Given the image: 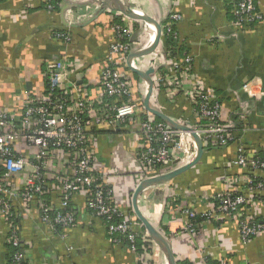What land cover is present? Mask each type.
I'll return each instance as SVG.
<instances>
[{"label":"crops","instance_id":"obj_1","mask_svg":"<svg viewBox=\"0 0 264 264\" xmlns=\"http://www.w3.org/2000/svg\"><path fill=\"white\" fill-rule=\"evenodd\" d=\"M129 1L143 14L161 23L160 37L154 48L156 52L167 51L164 25L170 11L181 15V19L172 22L176 33V56L190 55L194 76L183 88L201 81L211 89L220 102V120L232 124L237 138V141L222 146L203 145V154L196 164L171 180L140 192L137 198L139 210L168 239L175 260L204 264L202 258L206 257L223 260L225 264H264V228L245 244L239 237L236 222L229 218L221 219L218 224L213 220L205 222L201 229L190 235L182 230L188 217L178 208H189L202 214L207 208L206 195L221 191L225 176L241 178L246 175L245 169L231 164L239 140L249 153L264 154V0H254L263 15L262 20L242 26L235 19L234 0ZM46 2L0 0V109L20 112L23 100L42 90L45 64L62 55L76 63L72 78L77 83L81 82L90 92L99 85V74L107 63L109 46L116 39L115 24L123 16L115 19V11L106 10L83 24L94 15L95 10L88 13V9L91 10L96 1L60 0L57 9H48ZM65 3L77 14H68L67 8L62 16L60 9ZM131 20L128 21L132 28L128 40H135V51L147 41V31L140 26L142 20ZM63 30L70 33V41L54 37L55 32ZM152 56L151 52L138 56V67H151ZM121 68L133 78L142 101L144 79L126 64ZM159 69L151 74L160 89L152 90L150 105L168 112L181 123L193 125L195 118L191 104L182 92L168 98L164 90L168 91L170 86L156 79L157 74L165 70ZM247 83L253 94L243 89ZM144 112L155 117L146 109ZM133 130L132 127L130 131H116L107 123L90 127L96 168L107 178L116 205L133 222V228L142 233L141 241L149 243L150 249L144 255L147 263L126 245L108 239L104 223L88 211L84 193H78L70 200L77 223L68 229H48L40 221L35 205L27 216L14 205L20 242L25 250L24 264H168L163 251L135 219L132 193L144 172L134 153L140 135ZM184 141L196 153L195 143L189 135H185ZM176 159L167 169L180 166ZM256 174L264 179V171ZM48 200L57 205L59 192L51 191ZM254 216L264 223V204L254 210ZM63 234L65 238L61 237ZM7 237L6 223L0 217V264H13L14 251ZM67 245L72 246L70 251Z\"/></svg>","mask_w":264,"mask_h":264},{"label":"built area","instance_id":"obj_2","mask_svg":"<svg viewBox=\"0 0 264 264\" xmlns=\"http://www.w3.org/2000/svg\"><path fill=\"white\" fill-rule=\"evenodd\" d=\"M47 2V8H53L50 0ZM92 6L88 13L96 10L99 4L96 2ZM233 8L240 26L262 20L263 15L257 10L254 0H234ZM133 10L142 14L135 4ZM67 13L77 14L72 8H68ZM115 15V19L121 16L123 19L115 24L116 39L109 46L107 63L100 71L97 89L90 92L81 82L77 83L72 78L77 69L76 63L62 55L45 64L42 90L25 98L20 112L0 109V217L6 223L7 241L15 248L13 264H24L25 259L14 205H18L21 214L26 216L35 205L40 221L48 229H68L77 223L70 200L78 193H84L86 208L104 223L108 239L126 245L137 254L135 242L139 231L133 228V222L114 202L107 178L94 163L91 125L107 123L116 131L134 128L133 133L140 135L141 139L135 143L134 153L142 166L143 178L172 170L167 167L173 159L177 158L181 165L194 158L195 151L184 141L188 134L151 117H139L138 113L144 109L142 101L135 90L133 78L121 68L126 64L128 54L134 50V42L128 40L132 32L128 21L132 20L118 11ZM179 19V13L170 11L164 25L166 33L173 39L176 33L172 22ZM140 26L147 31V41L138 46V49H143L154 39L155 27L144 21ZM54 37L70 41V33L65 30L55 32ZM152 53L151 67L157 71L162 65L165 69L157 74L156 79L170 86L168 91L164 90L168 98L172 99L182 92L191 104L195 118L193 126L203 145L222 146L237 141L232 124L220 120V102L211 89L201 81H194L189 88H183L194 77L190 55L180 57L170 50ZM130 64L141 68L136 58L131 59ZM152 81L153 90L158 91L160 86L156 80ZM144 85L143 94L146 82ZM243 89L253 94L248 83L243 85ZM235 152L231 164L245 169L246 175L241 178L227 175L221 191L206 195L207 208L201 214L206 219L200 222L192 220L197 216L195 211L178 207L188 217L182 226L184 233L191 235L205 222L213 220L218 224L223 218L236 222L244 244L263 230L264 223L254 216V210L264 204V180L256 174L257 171H264V154L247 156L240 140ZM238 185L240 189L236 188ZM51 191L59 192L57 205L47 199ZM61 237L65 238L64 234ZM66 248L70 251L72 246L67 245ZM202 262L225 264L223 260L209 262L206 257L202 258Z\"/></svg>","mask_w":264,"mask_h":264},{"label":"water","instance_id":"obj_3","mask_svg":"<svg viewBox=\"0 0 264 264\" xmlns=\"http://www.w3.org/2000/svg\"><path fill=\"white\" fill-rule=\"evenodd\" d=\"M94 1H96L99 4V7L95 10L94 15L90 19L85 21V23H83V24L89 23L95 17H97L99 14H101L103 11L109 9L112 11H118V12L122 13L123 15L127 16L128 18L142 20L144 22L150 23L153 26H155L156 31H155L154 41L150 45H148L147 47H145L143 49H137L135 51H131L127 56V60H126L127 67L132 72H134L138 76L142 77L147 84L146 92H145L143 99H142V104H143L144 109H146L149 113H151L155 117L159 118L160 121L164 122L165 124H167L171 128H173L175 130L182 131L185 134H188L193 139V141L195 143L196 153H195L194 158L190 162H188L184 165H181L179 167H176V168H174L170 171H167L165 173H161V174L151 176V177L142 178L138 182V184L136 185V187L132 193V207H133V211L136 215V218L144 226L145 230L147 231V233H148L149 237L152 239V241L163 251L165 258L167 259V263L168 264H176V260L174 258L173 252L170 248L168 239L155 226H153V224H151V222H149V220L142 214V212L139 210V207L137 205V198H138L140 192L142 190H144L145 188L150 187V186H157V185H160L162 183H165V182L171 180L172 178H174L179 173L183 172L184 170H186L189 167L196 164L200 160V158L203 154V151H204L203 141H202L201 137L195 131V126L189 125L187 123L186 124L180 123V122L174 120L171 116H169L166 113H164L163 111H161L159 108L152 107L150 105L149 99H150L151 92L153 90V81L151 78V74H153L155 72V69L153 67H147L146 69H141V68L133 67L130 64L131 59H133V58L137 59L138 56L147 55L150 52L152 53L154 51L155 45H156V43L160 37L161 23L155 21L154 19H152L151 17H149L146 14L136 13L133 10L134 4L129 0H94ZM69 7H70V5L68 3H65L62 5V7L60 9L62 16H63L64 11ZM133 41H135V40H133ZM78 83H79V81H78ZM118 124L119 123H117V125Z\"/></svg>","mask_w":264,"mask_h":264},{"label":"trees","instance_id":"obj_4","mask_svg":"<svg viewBox=\"0 0 264 264\" xmlns=\"http://www.w3.org/2000/svg\"><path fill=\"white\" fill-rule=\"evenodd\" d=\"M50 2H51V4L53 5V8H58L59 7V2H60V0H50ZM47 3L48 2H46V5H47ZM117 22H119V21H117ZM166 38V43H167V45H166V47H167V50H170V52L171 53H173L174 55H176V51H177V49H176V42H175V40L173 39L172 40V38L170 37V35L167 33V37H165ZM179 50V49H178ZM161 72L164 70V68L163 67H161L160 69H159ZM44 82H45V80H44ZM141 105H142V102H141ZM166 113H168V112H166ZM138 115H139V117L141 118V119H144V118H148L149 116L147 115V113H145L144 112V109H141L140 110V112L138 113ZM153 119L155 120V121H160V119L159 118H157V117H153ZM92 130V129H91ZM246 153H247V156H250V155H252L251 153H249L250 151H248V149H246ZM261 179H262V177H260ZM262 180H264V179H262ZM47 197V196H46ZM48 199V198H47ZM206 219V217H204V216H202L201 214H197V216L194 218V219H192L193 221H196V222H200V221H202V219ZM135 219H136V217H135ZM142 236V233H139V236L137 237V239H136V242H135V251L138 253V254H140L141 255V258L143 259V261H145V252H146V250H149L150 249V247H149V243L148 242H142L141 241V239H140V237ZM123 240H125V239H123ZM11 249H12V251H14L15 250V248L11 245ZM11 251V252H12ZM11 254V253H10ZM146 262V261H145ZM209 262H220V260H209ZM147 263V262H146ZM176 264H192L191 262H189V261H186V260H176Z\"/></svg>","mask_w":264,"mask_h":264},{"label":"rangeland","instance_id":"obj_5","mask_svg":"<svg viewBox=\"0 0 264 264\" xmlns=\"http://www.w3.org/2000/svg\"><path fill=\"white\" fill-rule=\"evenodd\" d=\"M183 164H185V163H182L181 165H183ZM181 165H180V166H181ZM151 248H152V247H151Z\"/></svg>","mask_w":264,"mask_h":264}]
</instances>
